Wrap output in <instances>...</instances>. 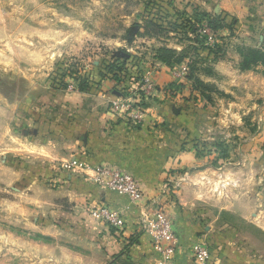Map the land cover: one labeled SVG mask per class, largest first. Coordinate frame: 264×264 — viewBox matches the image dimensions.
<instances>
[{"label": "rangeland", "instance_id": "1", "mask_svg": "<svg viewBox=\"0 0 264 264\" xmlns=\"http://www.w3.org/2000/svg\"><path fill=\"white\" fill-rule=\"evenodd\" d=\"M151 20L169 33L144 32ZM257 20L264 16L254 0H0V264L89 257L75 250L60 220L59 206L70 207L58 200L54 175L75 169L74 144L91 120H127L113 103L143 116L139 108L155 99L145 79L160 69L153 57L164 45L187 49L180 65L166 67L185 94L169 88L164 96L193 100L217 125L197 141L203 168L182 173L180 209L202 230L235 233L238 264H264V103L254 96L264 31L254 29ZM80 81L86 89L73 92ZM59 128L65 141L56 139Z\"/></svg>", "mask_w": 264, "mask_h": 264}, {"label": "crops", "instance_id": "2", "mask_svg": "<svg viewBox=\"0 0 264 264\" xmlns=\"http://www.w3.org/2000/svg\"><path fill=\"white\" fill-rule=\"evenodd\" d=\"M183 1L192 4L195 0ZM196 1L206 5L209 0ZM254 7L263 17L264 0H254ZM259 27L264 31V21L254 22V29ZM157 66L160 69L150 78L156 89L155 99L139 108L143 112L141 119L130 122L129 119L96 117L91 120L90 131L74 144L73 159L78 166L72 171L57 170L59 175H54L59 183L58 200L70 207L62 210L59 206L60 220L68 224L65 227L75 243V250L89 257L75 256L71 262L42 264H193L191 246L197 241H204L208 246L210 264L240 262L241 241L235 233L223 227L216 231L202 230L190 224V216L180 209L176 188L185 175L182 173L203 168L206 158L199 156L197 141H207L211 137L209 130H215L217 125L210 121V112L196 108L198 104L193 100L169 101L164 96L169 88L171 95L178 98L185 94L184 90H178V79L166 66L160 63ZM254 96L264 103V65L254 66ZM189 97L193 96L188 93ZM54 124L52 122V131H55ZM58 125L63 126L62 129L66 126L60 121ZM60 132L61 128L56 139L65 141L61 137L65 135ZM97 167L117 170L134 178L141 198L133 202L95 182L92 176ZM100 206L117 213L124 223L121 232L90 218V211ZM156 210L165 212L177 238L175 253L168 259L154 250L141 223L146 212Z\"/></svg>", "mask_w": 264, "mask_h": 264}, {"label": "built area", "instance_id": "3", "mask_svg": "<svg viewBox=\"0 0 264 264\" xmlns=\"http://www.w3.org/2000/svg\"><path fill=\"white\" fill-rule=\"evenodd\" d=\"M145 88L147 92H155V86L150 78L145 79ZM113 106L116 114L126 116L127 119L133 118V120L136 121L140 118L135 116L134 110H130L125 105L113 103ZM74 165H76V163H74ZM76 166L74 168H76ZM185 176L186 175H184V177ZM184 177H182L181 180ZM92 179L105 187L108 191L125 195L133 202L141 198V190L137 181L120 171L106 167H97L93 170ZM89 216L94 221L103 223L116 232H121L123 230L124 223H122L120 217L117 213L105 206L92 209ZM141 223L154 250L164 255L165 258H170V256L175 253L177 238L173 232L172 223L165 212L162 210L146 212ZM191 254L193 264H210L211 253L204 241H197L192 244Z\"/></svg>", "mask_w": 264, "mask_h": 264}, {"label": "trees", "instance_id": "4", "mask_svg": "<svg viewBox=\"0 0 264 264\" xmlns=\"http://www.w3.org/2000/svg\"><path fill=\"white\" fill-rule=\"evenodd\" d=\"M213 25V23H211ZM144 30V32H151L149 34H157V33H166L168 34L169 32H165L164 28L161 27L160 25H157L155 22L151 21H145L144 22V26L142 28ZM228 30H231L230 27H227ZM187 53V49L186 48H182L181 51L177 52L174 49H169L166 45H164L163 47H160L158 49L155 50V54L153 59L168 67L171 68L173 65H180L182 63V61L184 60V57ZM101 76V75H99ZM54 82V80H53ZM87 84L84 81H80L77 85V87H73L72 90L73 92H77V93H83L84 90L86 89ZM202 154V151H200Z\"/></svg>", "mask_w": 264, "mask_h": 264}]
</instances>
